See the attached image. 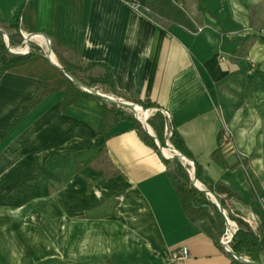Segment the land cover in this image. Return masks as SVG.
Listing matches in <instances>:
<instances>
[{
  "label": "crops",
  "instance_id": "obj_1",
  "mask_svg": "<svg viewBox=\"0 0 264 264\" xmlns=\"http://www.w3.org/2000/svg\"><path fill=\"white\" fill-rule=\"evenodd\" d=\"M15 23L45 35L58 62L109 67L118 96L106 95L167 111L210 179L264 212V0H0V30ZM41 84L0 71V264H231L211 223L183 211L172 159L129 121L98 133V100L63 109V91H53L7 128ZM220 133L232 169L210 159ZM100 146L63 186L39 176L58 158ZM226 207L257 217L241 201ZM181 248L187 257L172 258Z\"/></svg>",
  "mask_w": 264,
  "mask_h": 264
},
{
  "label": "trees",
  "instance_id": "obj_2",
  "mask_svg": "<svg viewBox=\"0 0 264 264\" xmlns=\"http://www.w3.org/2000/svg\"><path fill=\"white\" fill-rule=\"evenodd\" d=\"M22 12L23 10H21V15ZM11 28L13 29V33L9 34V45L10 47H15L20 43L16 39L18 35V23H15L13 26H11ZM59 63L67 74L80 82L83 86L94 90L100 89L102 93H111L115 96H118L112 76V71L109 67L99 63H90L86 67L72 65L62 61ZM93 67H100L104 69V74L96 78L87 76L86 71ZM0 71L26 73L33 75L42 81L40 88L35 92L33 98L23 105L21 113L12 121L10 125H8L7 128H11L18 121H20L27 114V112L35 107L48 93L53 91H63L64 96L61 103L63 109L77 101L80 97H90L98 100L101 103L103 108V118L98 129V133H102L111 125L119 121L126 120L132 124V129L136 131L139 139L145 145L158 150L154 138L150 137L143 130L141 124L135 119L133 114L128 113L116 105L104 101L100 97L82 91L60 70L51 65L46 58L37 56L33 52H29L28 54L22 56L11 55L7 50L5 42L2 40L1 34ZM133 103L141 106L145 110L149 108H155V105L150 102H141L139 100H135ZM137 109L141 110L139 108ZM147 122L154 132L155 138L160 142L163 148L166 147L168 142L175 151L192 160L197 181L203 185L205 189L217 195L223 208L227 209V207H225L226 201L232 199L247 203L253 207V210L258 217V224L255 228L256 230H253L240 218L233 217V220L237 224V230L233 237L231 249L237 256H245L250 261L258 263L259 256L264 250V212L260 209H256L254 197H251L249 202H245L238 194L229 190L224 184L213 182L208 176L204 167L199 164L187 150L183 139L173 128L169 138L164 136L163 128L165 119L159 111L155 112ZM221 140L222 134L220 133L218 135V146L210 154V159L218 164L222 169H232L234 166H227L221 153ZM102 153L103 146H100L93 152H81L58 158L43 168L39 173V176L51 186L53 183L59 187L63 186L80 168L90 164ZM163 154L169 158L172 157L167 153L163 152ZM164 162L168 163L167 161ZM172 164L173 170L169 172V176L173 187L175 188L181 207L189 220L195 224L208 220L215 231L221 235L224 230V220L217 207L208 200L209 197L207 198L205 194L197 191L192 186L187 168L182 165L179 159H172ZM209 209L213 211V214L209 212ZM229 257L231 259V264H245L235 260L230 255Z\"/></svg>",
  "mask_w": 264,
  "mask_h": 264
},
{
  "label": "water",
  "instance_id": "obj_3",
  "mask_svg": "<svg viewBox=\"0 0 264 264\" xmlns=\"http://www.w3.org/2000/svg\"><path fill=\"white\" fill-rule=\"evenodd\" d=\"M0 34L2 35V37L4 38V42H5V45L7 47V50L8 52L13 55V56H22V55H25V54H28L29 51L25 52V53H15L13 52L11 49H10V45H9V40H8V36L2 31L0 30ZM36 35H40V34H36ZM42 36L43 38L47 39L45 35H40ZM31 40V37H27L25 39V41L27 43H29V41ZM47 53L48 55H46L45 57L47 58V60L49 61V63L51 65H53L54 67H56L58 70H60L71 82H73L79 89H81L82 91H85V92H88L89 94H92V95H95L97 97H100L101 99H103L104 101L110 103V104H113V105H116L117 107L121 108V109H124L126 111H129L130 113L133 114V116L135 117V119L141 124L143 130L152 138H154L155 140V143L157 145V147L162 150L163 147L162 145L160 144V142L155 138V135L153 134L152 130L151 132H149V125H147L146 123L143 124L141 123L135 116V108H139L141 109L142 111L145 112V109L142 108L141 106L137 105V104H134V103H131V102H127V101H124L120 98H114L110 95H106V94H101V93H98L97 91H95L94 89H91V88H87L85 86H83L80 82H78L77 80H75L73 77H71L69 74H67L63 69L62 67L57 63V64H54L50 58H49V55L52 54V51L50 49V47L48 46L47 47ZM151 129V128H150ZM166 147H168L169 149L173 150L175 152V155L170 157V159H179V160H184L185 162H183L184 166L187 164L190 166L191 170L188 171V174L190 176V182L192 184V186L199 192L205 194L207 197H212L213 198V201L212 203L217 207L218 211L220 212V214L222 215L223 213V206L221 204V201L220 199L217 197V195H215L214 193L208 191L207 189H199L196 187L195 183H197V179H196V176H195V169H194V165H193V162L192 160H190L189 158L181 155L180 153H178L177 151H175L171 145L169 144H166ZM211 201V200H210ZM228 255L232 256L235 260L241 262V263H245V264H258V263H254L252 261L250 262H247L245 260H243L240 256H237L236 254H234L233 252H230Z\"/></svg>",
  "mask_w": 264,
  "mask_h": 264
},
{
  "label": "built area",
  "instance_id": "obj_4",
  "mask_svg": "<svg viewBox=\"0 0 264 264\" xmlns=\"http://www.w3.org/2000/svg\"><path fill=\"white\" fill-rule=\"evenodd\" d=\"M131 6L135 9H139L141 6L139 3L137 2H132L131 3ZM21 23V19L19 20V24ZM19 33L21 34V36L23 37V44H25V47L27 48L26 52L29 51V43L31 42H34V43H37V41H34V39L37 38L38 35L36 34H33V33H26L22 30V28L19 26ZM27 37H31V40L29 41V43H27L25 41V39ZM38 44V43H37ZM41 45V44H39ZM46 49H47V46H45ZM48 50V49H47ZM46 55H48L47 51H46ZM85 92V91H84ZM88 93V92H86ZM99 93V92H98ZM159 111L164 119H165V123H164V128H163V131H164V136L166 138H169L170 135H171V131H172V127H171V119H170V115L167 111L165 110H160V109H146L145 112L148 113V118L147 120L155 113ZM188 172V170H187ZM229 215H232L229 216ZM222 217H223V220H224V230L222 232V234L220 235L219 237V240H218V244L221 248V250L226 253V254H229L230 252H233L232 249H231V245H232V242H233V237H234V234L237 230V224L236 222L233 220V217L235 218H240L243 222H245L248 226H250L252 229H255L257 224H258V217L254 216V215H250L249 217H246V216H243V215H240V216H235L231 210L229 209H223V213H222ZM187 257V250L186 248H181L179 250V252L177 253H173L172 255V258H180V259H185ZM243 260L247 261V262H250V260L245 257V256H240Z\"/></svg>",
  "mask_w": 264,
  "mask_h": 264
},
{
  "label": "bare ground",
  "instance_id": "obj_5",
  "mask_svg": "<svg viewBox=\"0 0 264 264\" xmlns=\"http://www.w3.org/2000/svg\"><path fill=\"white\" fill-rule=\"evenodd\" d=\"M34 41H37L38 44H41V45H44V46H47V47L50 46L48 40L45 39V38H43V37L40 36V35H38L37 38L34 39ZM26 50H27L26 47H25V48L23 47V48H21L20 50H14V49H12V51L15 52V53H25ZM49 58H50V60H51L54 64H57L56 61H55V58H54V55H53V54H50V55H49ZM146 114H147V112H144V111H142V110H138L137 107L135 108V116H136V118H137L141 123H143V124H145V123L147 124L148 114H147V116H146ZM144 119H145V120H144ZM141 120H143V121H141ZM147 125H148V124H147ZM148 130H149V132H151V129H148ZM166 151H167V152H166ZM162 152L167 153V154H168V152H169V153H171L173 156L175 155V152H174L173 150L169 149L168 147L163 148V149H162ZM182 161L185 162L184 160H182ZM195 185H196V187L199 188V189H204V187H203L199 182L195 183ZM209 200H211V202H212V201H213V198L209 196Z\"/></svg>",
  "mask_w": 264,
  "mask_h": 264
},
{
  "label": "rangeland",
  "instance_id": "obj_6",
  "mask_svg": "<svg viewBox=\"0 0 264 264\" xmlns=\"http://www.w3.org/2000/svg\"><path fill=\"white\" fill-rule=\"evenodd\" d=\"M13 33V31H11V32H9V34H12ZM9 34H6L8 37H9ZM17 37H16V39L20 42L19 43V45L18 46H15V47H10V49L12 50V49H14V50H20L21 48H25V44H23V37L21 36V34L19 33V28H18V30H17ZM2 40H3V42H4V38L2 37ZM28 47H29V52H33L35 55H37V56H40V57H42V58H46L45 56H46V51H47V49H46V47L44 46V45H38L37 43H34V42H31V43H29V45H28ZM50 47V46H49ZM50 49H51V47H50ZM22 54V53H21ZM55 58V57H54ZM47 59V58H46ZM55 61H56V63H58L59 65H60V63L56 60V58H55ZM61 66V65H60ZM102 93V92H101ZM115 98V97H114ZM132 114V113H131ZM151 118V117H150ZM149 118V119H150ZM148 119V120H149ZM147 120V121H148ZM147 124H148V122H147ZM150 127V126H149ZM150 129V128H149ZM167 144H168V142H167ZM169 145H170V143H169ZM165 148V147H164ZM167 152V151H166ZM168 154L169 155H171V156H173L171 153H169L168 152ZM181 163H182V165L184 164L183 163V161L182 160H179ZM184 166V165H183ZM184 167H186L187 168V170L188 171H190L191 170V168H190V166L189 165H185ZM190 177V176H189ZM207 197V196H206ZM208 198V197H207ZM208 200H209V198H208ZM210 201V200H209ZM226 207V206H225ZM211 212H212V214H213V211L212 210H210ZM229 216H231L232 217V215H229Z\"/></svg>",
  "mask_w": 264,
  "mask_h": 264
}]
</instances>
